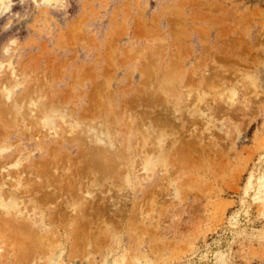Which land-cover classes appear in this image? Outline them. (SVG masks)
Listing matches in <instances>:
<instances>
[{
    "label": "rangeland",
    "instance_id": "obj_1",
    "mask_svg": "<svg viewBox=\"0 0 264 264\" xmlns=\"http://www.w3.org/2000/svg\"><path fill=\"white\" fill-rule=\"evenodd\" d=\"M0 264H264V0H0Z\"/></svg>",
    "mask_w": 264,
    "mask_h": 264
},
{
    "label": "bare ground",
    "instance_id": "obj_2",
    "mask_svg": "<svg viewBox=\"0 0 264 264\" xmlns=\"http://www.w3.org/2000/svg\"><path fill=\"white\" fill-rule=\"evenodd\" d=\"M173 66H174V64H172ZM171 70V69H170ZM172 74H174V72L172 73ZM174 75H176V72H175V74ZM163 90V89H162ZM164 91V90H163ZM161 92V91H160ZM159 93H157L156 95L154 94H150V95H147V97L148 98H150V99H147V98H143V100L145 101V102H156L157 101V103H159L160 101L158 100V97H159V95H158ZM161 95H163V93H160ZM162 97V96H161ZM159 101V102H158ZM162 101V100H161ZM160 103H163V102H160ZM164 104H165V102H164ZM164 104H162V105H164ZM168 104V103H167ZM49 122V121H48ZM87 153V152H86ZM86 153H84V157L86 158V163H88V164H91V165H96V164H98V162H101V163H103L102 161H99V160H97V159H95V158H93V157H91L89 154H86ZM89 153V152H88ZM98 154V153H97ZM96 154V155H97ZM96 157V156H95ZM101 160V159H100ZM104 164L106 165V166H109V164H108V162H104ZM101 165H103V164H101ZM33 186H35V184L33 185ZM32 186V187H33ZM23 187V186H22ZM36 187V186H35ZM34 188V187H33ZM7 208H8V206H7Z\"/></svg>",
    "mask_w": 264,
    "mask_h": 264
}]
</instances>
